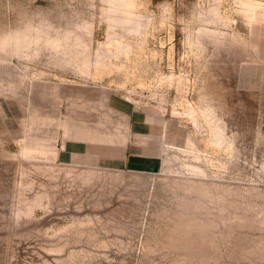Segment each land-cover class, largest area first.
I'll list each match as a JSON object with an SVG mask.
<instances>
[{
    "label": "rangeland",
    "instance_id": "rangeland-1",
    "mask_svg": "<svg viewBox=\"0 0 264 264\" xmlns=\"http://www.w3.org/2000/svg\"><path fill=\"white\" fill-rule=\"evenodd\" d=\"M0 264H264V0H0Z\"/></svg>",
    "mask_w": 264,
    "mask_h": 264
}]
</instances>
